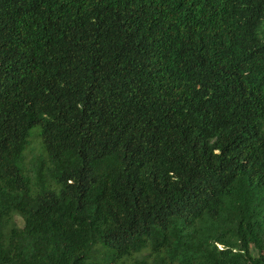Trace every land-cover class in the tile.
<instances>
[{
  "label": "trees",
  "instance_id": "1",
  "mask_svg": "<svg viewBox=\"0 0 264 264\" xmlns=\"http://www.w3.org/2000/svg\"><path fill=\"white\" fill-rule=\"evenodd\" d=\"M0 264H264V0H0Z\"/></svg>",
  "mask_w": 264,
  "mask_h": 264
},
{
  "label": "rangeland",
  "instance_id": "2",
  "mask_svg": "<svg viewBox=\"0 0 264 264\" xmlns=\"http://www.w3.org/2000/svg\"><path fill=\"white\" fill-rule=\"evenodd\" d=\"M38 129H39L38 127H35L33 129V131L38 130ZM39 149H40V146H39V142L37 140V137L36 136H33V139L31 141V144H30V146L28 147V149L25 152L26 160L27 161H30L33 158V156L38 155ZM18 221L21 224V221L20 220H18Z\"/></svg>",
  "mask_w": 264,
  "mask_h": 264
}]
</instances>
